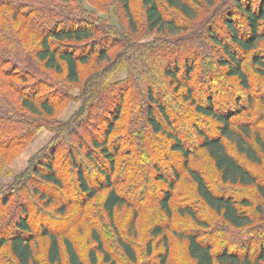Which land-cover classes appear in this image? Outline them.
<instances>
[{"label": "trees", "instance_id": "trees-1", "mask_svg": "<svg viewBox=\"0 0 264 264\" xmlns=\"http://www.w3.org/2000/svg\"><path fill=\"white\" fill-rule=\"evenodd\" d=\"M130 1L116 0L127 21L126 25L114 27L98 15H94L97 19L74 15L72 12L77 9L72 8V3L80 4L79 0H0V175L12 173L10 163L41 126L54 131L48 144L30 157L25 170L15 175L11 186L0 187V258L6 250L17 264H41L35 255V243L44 237L48 264H62L63 258L68 264L99 261L119 264L96 225L90 229L91 244L85 257L67 233L82 220L89 223L94 217L104 216L116 237L117 249L130 263L137 262L132 240L117 227L115 213L122 207L131 208L128 234L133 236L138 207L115 185L114 175H120L119 181L127 177L126 181L131 183L143 165L146 171L141 184L146 186L153 179L148 167L153 166L156 171L153 180L168 187L153 197L167 218L172 215L170 201L174 188L173 180L165 176L158 163L152 165L147 158L139 165L133 161L134 148H145L144 138L152 148L156 142L165 143L161 152L181 156V168L194 184L198 199L229 227L249 226L256 210L264 215V178L228 148L230 145L251 163L264 164V129L257 126L261 119L239 117L243 109L253 106L252 93L264 106V0H139L141 20ZM164 8L174 14L168 15ZM106 9L105 6L104 12ZM216 15L219 26L213 21ZM140 28L154 33V40L135 44L129 34ZM200 38V46H207L210 51L214 68L219 67L236 90H243V97L234 95V106L220 110L222 100H214L215 94L210 92L207 82L203 86L205 96L197 97L189 81L202 80L208 73L209 62L201 63V50L189 53L182 64L161 58L163 52L173 54L174 46L181 47L178 49L181 51ZM102 62L99 68H90L82 76L85 66L94 67ZM124 65L129 68L126 79L117 82L118 86L109 83L110 75ZM39 70L58 77H37L35 72ZM77 86L82 99L79 109L68 121L52 123L49 118L60 107L76 100L70 89ZM167 101L172 102L171 107ZM169 111L196 117V122L190 124L191 134L198 138L194 144L180 137ZM205 119L216 123L211 135L198 125ZM131 134H137L139 141L136 146H125L122 138ZM197 149L206 152L222 183L254 185L260 202L254 206L247 197L237 199L215 191L202 169L190 164ZM95 153L107 164L96 162L94 166L102 179H89L79 161L84 158L94 163ZM125 154L126 159L121 161L119 158ZM66 163L72 174L70 181L56 166ZM171 171L177 179L179 169L173 166ZM96 198L101 215H94L89 208L97 203ZM71 208L75 209L72 214ZM177 211L204 227L209 226L190 205H180ZM35 216L45 217L48 222L41 221L35 229L32 222ZM58 222L61 226H52ZM167 229V225L158 223L151 227L145 244L147 259L140 264H167ZM172 232L184 237L194 264H264V241L260 239H254L258 243L253 247L249 241L239 242L237 249L223 246L214 250L198 232ZM155 237H160L163 248L153 255Z\"/></svg>", "mask_w": 264, "mask_h": 264}, {"label": "rangeland", "instance_id": "rangeland-1", "mask_svg": "<svg viewBox=\"0 0 264 264\" xmlns=\"http://www.w3.org/2000/svg\"><path fill=\"white\" fill-rule=\"evenodd\" d=\"M105 2V3H103ZM78 4L77 2L72 3V8L77 9V11L72 12L74 15H91L93 19H95V16H100L104 19H107L105 21L106 23H109V25H113L114 27H117L120 25H126V18L124 17L119 5L117 6L116 0H104V1H98V0H79ZM101 4L104 5V7H101ZM131 8L135 12V15L138 20H141L143 18V12L141 10L140 1L139 0H131L130 1ZM105 6L107 7L106 11L104 12ZM71 8V7H70ZM86 8L87 10L84 12H80V10ZM94 11L92 14L91 11ZM109 12H108V11ZM165 12L168 13V15L174 14L172 11L164 8ZM95 15V16H94ZM116 15V16H115ZM97 19V18H96ZM214 24L216 26H219V15H216L214 18ZM101 22V21H100ZM118 24V25H116ZM116 25V26H115ZM223 29L221 28V33ZM218 31V30H217ZM115 36H119L118 32H110ZM129 36L131 39H133V42L137 45H144L149 42H152L155 38L154 33H150L146 31L143 28H140V31L136 33H130ZM224 39H227L226 36H224ZM199 41L200 39L192 40L191 44H189L184 50L182 49L179 51L178 46H174L173 48V54L170 53V51L161 53V58L165 60L166 58H170L173 62V60H176L178 63L182 64L183 59H188L189 53L197 52L198 50H201L202 52V58L201 63H207L208 64V73L205 75L202 80L200 79H191L189 83H193L196 95L198 98L202 99L205 96V88L203 89V86L208 83L210 85V92L215 96L214 100L220 101L219 107L220 110H223V108L234 106V95H243V90L239 88V90H236V86L234 84L228 83L227 79L223 77V73L221 72V69L218 67V70H216L214 67V63L212 62V58H210V51L207 46H200ZM209 43V42H208ZM211 46L212 43H209ZM213 46V45H212ZM183 46L182 48H184ZM221 51V48L218 47ZM127 49H124L126 52ZM185 51V53L183 52ZM131 52L130 50L128 53ZM135 53V52H133ZM184 53V54H183ZM189 54V55H188ZM211 59V60H209ZM200 61V60H199ZM165 63V62H164ZM103 64L100 63L98 65H95L94 67H90V65L85 66L82 72V76H86V73L90 71V68H99ZM40 72H35L37 74V77L43 78L44 75L56 79L57 75H50L46 72H43V70H39ZM129 68L128 66L124 65V67L118 68L112 75H110L108 82L109 83H119L122 80H125L128 76ZM181 77L183 76V73H180ZM211 78V79H210ZM46 79V78H45ZM233 85V86H232ZM118 86V84H116ZM205 87V86H204ZM235 87V91L234 90ZM264 87V83H263ZM72 95H74L76 100L71 99L68 102H66L62 107H60L57 110V113L55 114L54 120L52 118H49V120L53 123L59 122L64 123L68 121V119L79 109L81 105L82 99L80 98V89L77 87H72L70 89ZM220 91L222 92L220 95ZM263 91V90H262ZM224 93V95H223ZM226 93V94H225ZM253 94V106L247 107L242 110V112L239 114V117H241L244 120H256L257 117L260 118V121H257V126L259 128L264 129V106L261 104L260 99H258V96L255 93ZM243 97V96H242ZM243 102V101H242ZM168 105L172 106V102L167 101ZM170 106V107H171ZM171 115V119L173 121V124L177 128L179 135L182 139H186L187 143L194 144L198 138H195L194 135L191 134L192 128L190 127L191 123H195V118L190 116V114H187L185 112H178V111H169ZM238 117V116H237ZM206 120V121H205ZM203 123H198V125L205 129L208 134H212L215 131V125L216 123L214 121L205 119ZM256 125V124H255ZM188 130L189 132L187 133ZM185 133V135H184ZM190 133V134H189ZM54 135V131L51 129L46 128L45 126H41L37 132L33 135V137L25 144L24 148H22L16 155L13 161L10 163L11 168V174H2L0 175V187L7 188L10 187L13 181L15 180V175L20 173L22 170H25L26 166L28 165L29 159L31 156H33L37 151H39L42 147H44L48 142L51 140V138ZM137 135V134H136ZM131 134L129 136H124L122 138L123 144L125 146H136V144L139 141V138ZM142 143L145 144V148L142 150H139L138 147L134 148L135 153V164L142 163L143 158H147L149 162H153L152 165H154V162L158 163V166L163 170V173L165 176L173 180L174 188L172 190V197L170 201L171 209H172V215L170 218H167L165 214L160 210L158 207V204L153 200L154 196L161 195V189L168 188L167 184L163 182H157L155 180V174L156 171L152 167H148L147 172H149V176L153 179L150 183H148L146 186L142 185L141 182L144 181L143 176L145 175L146 168L145 166L141 165L140 169H135L136 176L135 179L131 181V183L127 180V177L124 180H120V175L115 174L114 180L115 185L118 188H121V191H125V195L127 198L132 200L133 204L138 207V216L136 219V234L131 235L128 234V224L132 217V210L130 207H122L119 210L116 211V224L117 227L121 230L123 235L128 240H132V244L134 245V248L138 255V260L135 263H130L123 253L120 252L119 249H117L116 245V237L113 234L111 228L108 226V221L104 216H99V219L93 218V220H90L89 223H84V220L76 223L75 225L71 226L67 233L71 235V238L75 242V244L78 247V251L80 254L85 257L87 256V250L88 247L91 244V240L89 239L90 229L93 225H96L98 228L101 236L104 239L106 247L113 253V255L116 257V260L119 264H140L142 260L147 259L146 256V241L149 238L150 235V229L151 227L158 223L161 225H167V235H168V241H169V257L167 264H194V260L189 256L187 251V242L184 239V237H179L176 234H173L174 231H195L200 234V236L205 239L206 241L210 242L213 245L214 250H218L219 248L223 246H228L231 249H237L239 242L248 243L249 241H252L251 247L256 246L258 242L254 241V239H260L262 242L264 241V215L260 214L258 210L254 213V220L253 222L242 229H233L232 227H229L220 216L216 215L212 210L207 208L205 204L198 199V197L195 194V187L194 184L189 180L187 173L184 171V169L181 168V156L175 152L171 151H162L161 147H164L165 143L156 144L152 147L148 144V140L146 138L142 139ZM160 143V142H159ZM162 145V146H160ZM139 146V145H138ZM133 148V147H132ZM229 150H231L233 153L236 154L237 158L245 164L248 168H250L252 171L260 174L264 178V164H256L251 163L247 161L243 156L237 154L233 148L228 145ZM165 149V148H164ZM126 154L124 156H121L119 159L122 161L126 159ZM95 159L96 161L93 163L91 161H88L84 158H80L79 161L81 164L85 167L86 175L89 179H92L94 177H99L102 179V177L99 176V174L95 171V164L96 162L101 163L103 166H107L105 162L102 163L99 155L95 153ZM190 164L192 166H196L202 169V171L207 175L208 181L213 186L215 191L222 192L226 194H230L233 197L240 199L241 197H247L255 206L257 203L260 202V197L256 192L254 185H239V184H229V183H222L220 181V177L218 172L214 169L213 163L208 158L206 152L202 149L195 150L194 155L191 157ZM69 163L66 164H58L56 165L59 170H61L66 178V180L70 181L72 178V174L68 170ZM145 165V164H144ZM148 166V165H147ZM177 167L179 169V177L177 179H174V174L171 171V168ZM134 171V172H135ZM127 176V175H125ZM140 176V177H139ZM140 178V179H139ZM142 178V179H141ZM118 182V185H117ZM136 182V184H135ZM41 188H45L41 186ZM128 191V192H127ZM34 197H32L33 199ZM68 198H71V195L69 194ZM97 203L95 205H92L89 208L91 209L92 213L96 215L97 213L101 215V211L99 209V199L96 198L95 202ZM180 205H190L192 206L198 213L200 217H203L206 219L207 223H209V226L204 227L197 222H195L191 217L188 215H181L178 213L177 208ZM87 208V209H89ZM89 209V211H90ZM254 210V209H253ZM75 211L74 208H71L69 210V213L72 214ZM104 215V213H102ZM95 219V220H94ZM33 226L35 229L38 228V223L41 221L48 222L47 218L41 217V216H35L32 219ZM62 223H53L52 226H61ZM39 238V237H38ZM160 237H155L152 239V251L153 255H155L159 250L163 248V244L159 242ZM46 240L45 238H39L37 242L35 243V255L39 262L41 264H48L46 262L45 258V247H46ZM100 256V255H99ZM0 264H17L15 259L11 256L10 252L4 250L1 254L0 258ZM62 264H68L66 259L63 258ZM98 264H105L103 262H98Z\"/></svg>", "mask_w": 264, "mask_h": 264}]
</instances>
